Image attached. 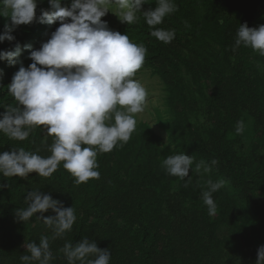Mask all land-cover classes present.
Segmentation results:
<instances>
[{
  "label": "trees",
  "instance_id": "trees-1",
  "mask_svg": "<svg viewBox=\"0 0 264 264\" xmlns=\"http://www.w3.org/2000/svg\"><path fill=\"white\" fill-rule=\"evenodd\" d=\"M71 3L60 0V7ZM175 3L178 10L157 26L175 32L168 44L151 35L142 13L136 24L121 22L115 29L147 49L142 70L162 85L168 120L161 130L167 143L140 122L123 147L98 154L99 179L77 185L62 163L50 178L35 172L27 178L0 174V264H22L20 257L29 254L26 244H39L41 236L49 237L51 264H68L65 243L84 238L107 249L110 264H257L264 245V56L242 45L232 49L241 24L261 26L264 0ZM155 7L156 0H148L142 11ZM42 10L56 9L49 0H37V20L16 26L13 41L0 42V51L20 48L15 63L0 60V119L7 106H17L8 92L14 74L33 63L31 52L60 26L59 21L41 23ZM6 24H12L10 17L0 16V35ZM238 121L244 123L241 134ZM52 143L42 127L24 141L0 132V154L22 147L48 157ZM182 153L193 158L184 180L162 167L168 156ZM209 179L224 181L212 194L215 215H209L202 197ZM36 190L75 208L71 232L53 239L43 220H19L16 211L28 207L25 198Z\"/></svg>",
  "mask_w": 264,
  "mask_h": 264
},
{
  "label": "clouds",
  "instance_id": "clouds-1",
  "mask_svg": "<svg viewBox=\"0 0 264 264\" xmlns=\"http://www.w3.org/2000/svg\"><path fill=\"white\" fill-rule=\"evenodd\" d=\"M148 0H72L68 8L60 7V0H49L55 11L42 10L41 23L49 25L59 21L60 26L39 50L32 51L33 61L28 68L21 66L14 74L8 92L17 106H7L0 119V132L10 139L24 141L37 127L53 137L49 151L42 157L24 148L0 154V174L4 177L27 178L35 172L50 178L61 165L74 178L77 185L99 179L97 157L123 147L136 130V116L145 111L148 92L134 77L142 69L147 49L131 41L127 34L108 28L101 18L111 5L122 22L136 24L142 13L146 24L153 29L151 35L168 44L175 32L157 26L164 18L178 10L175 0H156V7L142 11ZM0 16L10 17L0 42L13 41L16 26L37 20V0H0ZM70 20V22H69ZM250 47L264 56V25L250 28L241 24L237 30L233 51L240 46ZM30 47V46H26ZM20 54L0 51V60L15 63ZM39 65V66H38ZM42 66V67H40ZM244 131L243 121L237 122L236 133ZM218 161L212 160L216 165ZM193 158L182 154L168 156L162 167L169 175L184 180L189 177ZM200 170V166H196ZM210 172L211 168H204ZM208 190L202 194L209 215H215L216 203L212 194L224 187V181L207 182ZM4 185H0V188ZM26 209L17 210L19 220L26 222L35 216L51 229L52 238H62L71 232L77 221L74 207H63L60 201L38 190L28 193ZM52 210L53 216L43 213ZM40 213V216H36ZM29 254L22 255V264H51L54 257L49 237L41 236L39 244L27 243ZM62 252L68 264H110L111 253L101 249L95 241L84 238L73 245L65 243ZM257 264H264V245L258 249Z\"/></svg>",
  "mask_w": 264,
  "mask_h": 264
},
{
  "label": "rangeland",
  "instance_id": "rangeland-1",
  "mask_svg": "<svg viewBox=\"0 0 264 264\" xmlns=\"http://www.w3.org/2000/svg\"><path fill=\"white\" fill-rule=\"evenodd\" d=\"M110 10L113 12L118 11L115 5H111ZM111 11H108L101 19L107 22L110 30L115 31L122 21ZM261 25H264V17L261 18ZM134 79L138 80L148 92L147 106L143 113L136 116L137 123L146 122L161 137L162 141L167 143V136L161 130V125L168 120V113L160 81L158 78L153 77L150 71L142 69L138 70ZM227 234L228 231L225 232V235Z\"/></svg>",
  "mask_w": 264,
  "mask_h": 264
}]
</instances>
